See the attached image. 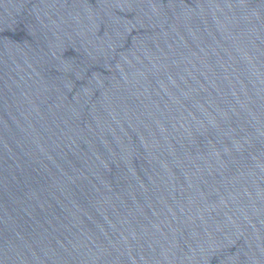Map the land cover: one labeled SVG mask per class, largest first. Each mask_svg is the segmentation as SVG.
Listing matches in <instances>:
<instances>
[{"label": "water", "instance_id": "95a60500", "mask_svg": "<svg viewBox=\"0 0 264 264\" xmlns=\"http://www.w3.org/2000/svg\"><path fill=\"white\" fill-rule=\"evenodd\" d=\"M0 264H264V0H0Z\"/></svg>", "mask_w": 264, "mask_h": 264}]
</instances>
